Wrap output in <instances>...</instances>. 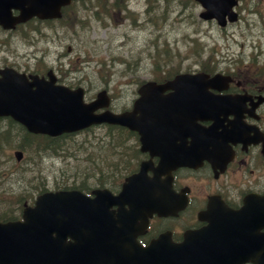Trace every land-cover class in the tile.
I'll use <instances>...</instances> for the list:
<instances>
[{
  "label": "flooded vegetation",
  "instance_id": "flooded-vegetation-1",
  "mask_svg": "<svg viewBox=\"0 0 264 264\" xmlns=\"http://www.w3.org/2000/svg\"><path fill=\"white\" fill-rule=\"evenodd\" d=\"M4 5L8 15L16 16L20 13L13 2L6 1ZM69 5L62 6L61 13ZM233 9L236 12V20L233 22L219 26L213 19L208 21L220 31L231 27L247 29L264 26L263 23H254L252 18L263 11L264 0H236ZM53 22L52 18L33 16L9 28L0 24V70L25 74L28 81L31 80L30 74L47 77L48 70L56 73V67L47 55L31 56L34 61L31 65L21 59L18 51L20 46H34L38 37H45V33L41 36L43 33L39 35L38 31L51 28ZM184 58L192 57H179L181 60L171 66V61H165L161 72H149L146 79L162 82L179 72L197 71L206 72L209 76L214 72L229 75L228 82H214L215 87L207 89L216 97L226 96L225 104L210 107L212 119H194L203 127L208 126L214 118L220 120L222 126L217 131L222 135L191 147L189 154L194 159L171 170V183L164 184L165 188L171 190L170 210L165 205L159 212L149 214L145 206L131 210L129 204L125 203L119 212L131 216L125 222L121 218L116 221L118 210L116 205H112L109 211L115 219L110 230L120 229L128 238L123 241L121 238L107 240L106 243L113 247L98 251L82 249L83 264H122L121 255L126 251L132 254L133 264H141L143 260L144 264H166L164 261L168 258L164 255L167 251H239L238 256L233 258L216 256L213 264L264 262V55L225 56L224 59L229 58L226 60L227 65L220 67L212 65L209 56L201 57L204 62L207 61L208 67H183ZM194 58V62L190 63L199 64L196 60L199 57ZM137 91V88L133 89L131 104L138 95ZM162 92L167 94L171 89L166 88ZM110 98V108L114 109L115 98L112 95ZM185 100H188L184 104L185 108L193 107V101H196L192 97H186ZM183 117L191 121L193 114ZM14 122L10 116H0L3 131L12 127ZM114 139L112 143L116 144ZM120 139L130 144L125 148L134 151L140 160H152L153 165L157 164L158 156L140 152L137 134ZM184 140L189 144L191 137L186 136ZM202 152L206 154L201 156ZM6 173V159L0 156V179ZM147 175L151 176L152 171L148 170ZM106 187L115 193L120 189L121 182L106 184ZM64 188V185L0 182V221L22 220L24 207L32 206L39 193ZM43 211H37L35 223L22 227L20 231L22 234L28 229L34 230L38 239L34 248L36 258L30 262L28 252L20 248L18 252L24 255L21 254L15 264H50L49 251H66V240L70 238H66L65 223H62L60 217L52 223L45 222ZM144 252L146 258L142 256ZM181 259L185 264H194L193 260H199L195 256H184Z\"/></svg>",
  "mask_w": 264,
  "mask_h": 264
},
{
  "label": "rangeland",
  "instance_id": "rangeland-1",
  "mask_svg": "<svg viewBox=\"0 0 264 264\" xmlns=\"http://www.w3.org/2000/svg\"><path fill=\"white\" fill-rule=\"evenodd\" d=\"M72 8L75 12L68 25L54 21L34 46H20L19 55L31 65V56L47 55L59 70L61 82L82 86L86 100L104 87L115 97L116 109L130 105L134 87L157 68L155 63L181 60L170 57H192L184 58L182 66L196 67L200 64L190 63L194 57H199L196 60L202 64L201 56L215 55L218 65L224 66L225 55H264V26L243 30L231 27L221 32L198 17L201 8L193 0H77ZM260 21L264 24V13ZM257 41L260 46L255 47ZM104 132V128L95 127L62 142L71 145L80 140L94 141L104 137ZM77 148L68 146L59 156L46 157L45 164H38L46 171L41 174L44 176L28 182L37 171L27 170L23 179L12 175L7 183H36L41 179L42 183L66 184V179L79 182L81 177L85 184L91 183L96 174L84 173L90 163L86 156L92 151L91 156L99 161L100 151L97 144H86L82 154V149L70 154ZM5 152L8 155L7 149ZM114 157L112 148L106 151L107 162Z\"/></svg>",
  "mask_w": 264,
  "mask_h": 264
},
{
  "label": "water",
  "instance_id": "water-1",
  "mask_svg": "<svg viewBox=\"0 0 264 264\" xmlns=\"http://www.w3.org/2000/svg\"><path fill=\"white\" fill-rule=\"evenodd\" d=\"M22 3V19L32 14H40L41 16H58L59 7L62 4L67 3L69 0H19ZM205 8L200 12V16L203 18L215 17L219 23L223 24L224 16L228 14L229 19L233 20L234 13L230 11L232 1L230 0H197ZM25 5V6H24ZM204 74H179L175 78L165 84H156L153 81L145 82L140 86V97L134 102V106L131 110H126L120 113H113L110 110H104L99 113H95L94 110L100 106L107 104L105 90L102 89L97 92L96 98L90 102L83 101V89L81 87L70 89L67 86L53 84L52 81L42 82L40 79H33L34 88H30L26 84L23 86H10L9 82L0 84V98L6 97L7 107L0 104V113L11 114L15 119L22 122L28 130L34 132H44L48 134H59L61 132H68L86 127L93 123L109 122L118 123L128 126L131 129H135L140 134L141 149L148 150L155 145H159L158 137L166 136L165 142L168 146H175L174 137L186 131L191 130L192 134L196 136L208 135L213 130V125L200 128L189 127L179 122L178 116H175L171 120V114L177 112V107L173 104H178V100H174L171 106L165 108L161 106L160 102L150 103L147 105L145 98L147 93H150L149 97H156L161 89L165 86L174 87V92L171 97H176L182 93V89L187 88L184 85L179 88L181 82H192L196 80H202ZM217 78L214 75L211 80ZM179 81L177 84L170 85L171 83ZM202 85L198 86L201 93ZM146 89H150L147 92ZM202 96V94L200 95ZM174 99V98H173ZM170 104V103H169ZM209 108V107H208ZM207 108V109H208ZM198 111L200 116H204L208 113L203 107H199ZM182 124V125H181ZM189 131V130H188ZM159 151V150H158ZM160 153V152H159ZM19 157L20 154L17 153ZM160 160L157 165L158 173L175 167L178 163V157L172 153L169 156H163L159 154ZM183 160H187L186 155H183ZM147 169V162L140 163V168L137 172H134L126 177V181L123 182V187L117 195L113 196V200L119 199H132L139 197H132L135 193H145L143 199L147 202V206L154 209L159 204L160 188L151 187L141 190L135 189V185H156L159 184V180L156 175L150 178H145V170ZM95 196L88 197L77 189H66V191L54 192L55 195H60L59 199L63 200L65 195L66 205L63 203L58 207L66 210V234H71L67 226L69 224H75L76 222H82L84 219L80 218L76 209L79 208H91L87 203L80 206H72L68 203L71 201H97L99 199L106 200L107 198L102 195L103 193H109L106 189H94ZM92 205V204H91ZM56 207V206H55ZM92 207H94L92 205ZM71 226V225H70ZM70 229H72L70 227ZM94 231V230H93ZM95 233V231H94ZM3 238L0 236V245ZM97 238H86L87 251H92ZM98 240V239H97ZM76 242H80L76 238ZM76 251H82L79 247ZM209 254V251H202ZM179 254V253H178ZM201 255V254H200ZM221 255L235 256L233 251H223ZM72 264H78L79 256L76 255ZM67 263V262H66ZM69 264V261H68Z\"/></svg>",
  "mask_w": 264,
  "mask_h": 264
},
{
  "label": "trees",
  "instance_id": "trees-1",
  "mask_svg": "<svg viewBox=\"0 0 264 264\" xmlns=\"http://www.w3.org/2000/svg\"><path fill=\"white\" fill-rule=\"evenodd\" d=\"M108 133L109 134H112V135H116V136H122V135H126V136H129V135H132V132L131 131H128L122 127H119V126H109L108 127ZM70 134H66V137H68ZM67 147L68 145L66 144V150H67ZM78 150H80V147H78L77 149H74L73 152H71L70 150V154L72 155H75V154H78ZM80 158V157H79ZM86 159L88 162V166L86 168V171L87 172H84L83 169L81 170L82 172L86 173V174H90V173H95L96 175L95 176H92L91 178V182L93 183H104L105 182V178L107 177H112V178H117L121 175V171L118 170V171H112L110 175H105L103 173V171L101 170L103 168V163H106L107 161L105 159H98L99 161H97L95 158H93V156H91V153L86 156ZM108 166V165H107ZM110 168L112 169H116L117 168V165L116 164H110ZM99 170L98 173H96L97 171ZM81 172V173H82ZM79 173V175L81 174ZM83 181L84 177H81L79 178ZM76 184V181L72 180V181H69L68 179H66V185H75Z\"/></svg>",
  "mask_w": 264,
  "mask_h": 264
}]
</instances>
